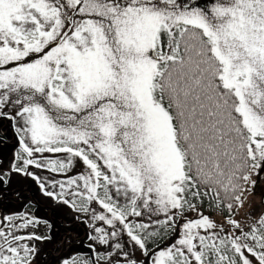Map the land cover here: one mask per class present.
<instances>
[{
	"label": "snow or ice",
	"instance_id": "6c2138e0",
	"mask_svg": "<svg viewBox=\"0 0 264 264\" xmlns=\"http://www.w3.org/2000/svg\"><path fill=\"white\" fill-rule=\"evenodd\" d=\"M0 116L21 122L13 171L85 166L54 182L59 193L40 187L77 211L103 209L92 219L111 231L89 239L113 251L89 245L97 260L137 264L111 241L126 234L148 257V241L168 235L151 264H252L245 252L264 264V215L248 232L228 215L240 235H221L201 210L242 207L264 168V0H0ZM13 219L0 226V264H33L26 241L45 238L14 233L39 221Z\"/></svg>",
	"mask_w": 264,
	"mask_h": 264
},
{
	"label": "rangeland",
	"instance_id": "374dc122",
	"mask_svg": "<svg viewBox=\"0 0 264 264\" xmlns=\"http://www.w3.org/2000/svg\"><path fill=\"white\" fill-rule=\"evenodd\" d=\"M2 111L7 115L15 116V109L12 107L6 106ZM20 123L19 118L14 122L7 119L6 116H0V226L8 223L4 220V217L7 216L14 217L11 221L13 224L22 223L23 221L15 219L21 214L39 221L35 225L14 233L15 235L34 233L45 238L26 241L30 247L36 249L33 264H62L63 260L72 257L91 258L95 261V264H109L107 259L97 260L95 254L89 248V245H92L95 253L103 255L113 251L112 248L89 239L90 236L96 235L94 227H103L109 232L111 231L109 226L104 225L103 222L92 219L93 212L99 214L103 212V209L93 202L89 206V212L77 211L68 204L44 195V190L40 187V183H43L47 191L59 193V185L54 186V182L65 181L85 172V166L76 159L72 169L66 174L54 173L45 168H37L34 165L28 166L27 172L32 173L38 179H33V176L25 175L23 172L13 171V164H16L17 167L23 166L22 160H16V153L19 151V136L15 131V127L20 126ZM35 158L41 160V162L44 159L64 160L65 154H35ZM251 179L256 181L255 187L250 184L245 185L247 190L244 191L241 197L244 200L243 206L237 207L234 204L232 210V218L241 224L242 229L251 225L259 215H264V168L260 170L259 175L252 174ZM66 198L72 199L70 196ZM120 203H124L123 198L120 199ZM25 207L28 208L24 209ZM209 216L218 224H223L224 230L221 235H240V230L229 226L226 219H222L218 213ZM194 217L195 213H189V218ZM159 218L162 219L163 217ZM129 220L132 222H148V217L146 214L141 218L129 217ZM216 231L219 232V229ZM117 242L124 245L123 251L128 253L130 259L136 260L137 264H151V254L158 250L155 248L148 257H145L139 248L132 245L126 234H121L118 240L111 241L112 244ZM169 242L174 241L167 240L160 247ZM245 255L252 261V264H258L255 258L247 252H245ZM118 259H120V264H124L120 255L112 257V264H115Z\"/></svg>",
	"mask_w": 264,
	"mask_h": 264
},
{
	"label": "trees",
	"instance_id": "16d2710c",
	"mask_svg": "<svg viewBox=\"0 0 264 264\" xmlns=\"http://www.w3.org/2000/svg\"><path fill=\"white\" fill-rule=\"evenodd\" d=\"M122 204H123V203H122ZM28 207H31V206H28ZM28 207H25L24 209H27ZM201 210L204 211L205 214H207V215H211V214H213V213H218V214L222 217V219H226V216H228V215H231V216H232V213L229 214V213L227 212L226 209L224 210L223 213H221V212H220L219 210H217V209L209 208L208 205H207V201L205 202V206H204V208L201 209ZM262 215H263V214H262ZM260 216H261V215H259L258 217H256L255 221H254L251 225L245 227V228L243 229V231H245V232L250 231V230H251V226H252L253 224H256V223H257V221H258V219H259ZM155 230H158V229L156 228L155 225H153V226L150 227V229H149V231H155ZM167 240H169V236H168V235H162V237H157L156 240H155V242H153L152 240H149L148 243H147V246H148V249H149V253H150L152 250H154L155 248H157V244H159V245L161 246V245H163ZM248 243H252V242L249 240Z\"/></svg>",
	"mask_w": 264,
	"mask_h": 264
},
{
	"label": "bare ground",
	"instance_id": "6f19581e",
	"mask_svg": "<svg viewBox=\"0 0 264 264\" xmlns=\"http://www.w3.org/2000/svg\"><path fill=\"white\" fill-rule=\"evenodd\" d=\"M1 201V200H0Z\"/></svg>",
	"mask_w": 264,
	"mask_h": 264
}]
</instances>
